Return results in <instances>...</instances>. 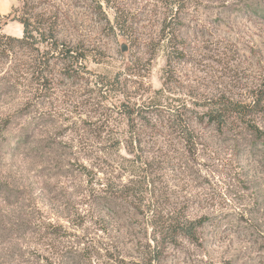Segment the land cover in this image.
Listing matches in <instances>:
<instances>
[{"label": "rangeland", "instance_id": "obj_1", "mask_svg": "<svg viewBox=\"0 0 264 264\" xmlns=\"http://www.w3.org/2000/svg\"><path fill=\"white\" fill-rule=\"evenodd\" d=\"M21 20L36 44L8 43L24 72L0 70V264L140 261L152 241L143 215L86 202L101 194L93 157L108 142L121 183V159L151 162L161 206L195 224L194 240L163 243L156 264H264V0H0V35L21 39ZM163 30L176 53L158 45ZM71 48L85 56L72 68L60 51ZM37 56L50 62L44 88L25 70ZM160 99L181 107L197 144L152 114H121ZM217 102L247 116L207 123Z\"/></svg>", "mask_w": 264, "mask_h": 264}, {"label": "trees", "instance_id": "obj_2", "mask_svg": "<svg viewBox=\"0 0 264 264\" xmlns=\"http://www.w3.org/2000/svg\"><path fill=\"white\" fill-rule=\"evenodd\" d=\"M20 24L23 26L24 34L21 39L8 38L4 35H0V55L2 54L3 56H5V62H7L10 57L14 59V64L11 60L8 61L9 65L5 70L4 68L0 67V70H3V72L5 71L4 74H6L7 76L11 74L17 76L20 75V73L24 72V69H21L22 64L17 65L18 61L12 55L14 54L15 46L7 44L13 43L19 49H28L36 44L33 37L30 35V23L27 20H21ZM174 38L175 36L172 32L165 33V30H163L162 35H160L157 40L158 45H160L161 49H163L164 52L176 53L177 49H175L172 45ZM76 50L77 48H71L66 51L60 50L62 54H65L64 56H66V59H64L66 65H69L71 68L76 64L81 63L85 59V56L78 55V53H76ZM49 63V60L44 59V56L31 58L30 63L25 70H29L30 73H32V78L30 80L32 84H39L38 86H41L40 88H44L46 79H44L45 77L43 76V67L47 66ZM9 81L11 82L10 79ZM99 97L103 99L102 96ZM229 105L232 106V109L229 111L231 113V118L243 119L247 116V114L244 113V109L247 108L246 106L238 103H229ZM225 107L226 105H224V103L219 102L209 105L206 113H204L206 122L217 125L224 124L225 119L230 118L226 117L228 115H226L227 113L226 111H224ZM180 108L181 107L178 106L166 107L165 105H163L162 100L160 99L158 101L149 102L146 106L141 105L136 107L135 105L133 106L132 111L121 112V114L126 120L130 119V121L139 122H141L142 120V117H140L141 113H144L146 115L144 118H147L149 114H152L156 118L159 117L168 123H172L171 128H166V131H169V133L174 132L175 134H177L178 139L181 140L184 145H187L188 143L195 145L197 144L196 139H194V137H192V134L188 132L185 119H181L177 112ZM149 109L151 110L149 111ZM152 111L155 113L153 114ZM101 116H104L102 119L103 124L109 121V119L111 118L110 115L105 114L104 112H101ZM221 120H224V122ZM101 127L104 126L101 125ZM91 132L93 131L91 130ZM82 143L84 146H88L86 142ZM116 149L117 148L115 146L111 145V142H108V146L106 147V149H102V151H100L103 157L99 159L98 157H93L95 162L99 160L98 168L99 170L104 171L105 179L101 184V194L94 195V193H92L93 191L91 193L89 192L86 202L87 204H89V206L91 205L92 207H100L102 209L105 207L104 205H109L115 212H117L118 204L123 202L127 206L128 204L129 206L131 205L132 210H136L137 212L142 214V218L145 220L144 222L151 229L152 241L150 245L140 247V261L133 264H156L158 256L155 254L161 252V246L163 243H165V245H174L176 244V241L179 240H194L195 224L187 221L175 209H168L161 206L160 199L162 198V193L159 192V190L155 189L154 176L156 171L152 170L151 162H146L139 159L138 161L134 157L131 160L121 159L126 163H130L126 175L127 180L124 183H121L119 180L120 176L116 174L114 175V172H116V168H119L120 165L115 156ZM183 163L184 162H182V164ZM177 169L180 170V167L176 168V170ZM145 202H147L148 204H146ZM95 220L98 221L96 217ZM105 228L106 226L102 228L103 232H105ZM86 248L87 247H85V249ZM98 249L104 254L102 258L114 260V263H118L117 257L109 254V250L107 248H102L100 246ZM94 257L95 256L91 251L88 252L87 260L89 263L94 262Z\"/></svg>", "mask_w": 264, "mask_h": 264}]
</instances>
